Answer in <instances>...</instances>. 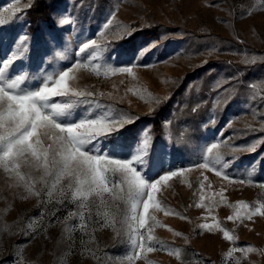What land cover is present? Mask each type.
Instances as JSON below:
<instances>
[{
  "label": "rangeland",
  "instance_id": "1",
  "mask_svg": "<svg viewBox=\"0 0 264 264\" xmlns=\"http://www.w3.org/2000/svg\"><path fill=\"white\" fill-rule=\"evenodd\" d=\"M0 17L6 21L0 57L27 35V56L11 73H34L29 83L75 61L87 63L89 50L79 49L91 39L104 49L101 65L107 57L115 66L135 65V75L74 70L69 82L93 93L75 116L123 113L135 121L114 138L116 146L134 145L149 130L151 175L161 163L163 172L191 169L157 193L162 210L149 209L160 222L152 233L157 250L135 264H264V216L227 219L245 215L236 207L240 201L253 210L264 203V0H0ZM61 19L66 23L57 26ZM127 29L132 36L118 39ZM114 141L105 143L111 148ZM213 143L220 147L212 156L218 152L223 163L216 167L243 183L197 167ZM10 184L0 169V264H127L125 204L114 226H105L95 207L90 217L85 211L81 230L79 216L69 215L80 209L69 198L49 200L46 189L29 196ZM201 196L203 208L197 207ZM204 223H219L236 239L225 240L220 229L201 230Z\"/></svg>",
  "mask_w": 264,
  "mask_h": 264
},
{
  "label": "snow or ice",
  "instance_id": "2",
  "mask_svg": "<svg viewBox=\"0 0 264 264\" xmlns=\"http://www.w3.org/2000/svg\"><path fill=\"white\" fill-rule=\"evenodd\" d=\"M112 19L115 17H111L105 28L111 24ZM5 22L0 17V25ZM64 23L66 21L61 19L57 26ZM133 31L127 29L123 36L117 34V38L131 37ZM100 35L104 36L105 33L102 31ZM47 43L46 40L45 44ZM85 50H89L90 60L87 63L75 61L72 66H66L65 70L54 76H42L34 83H29V78L35 74L29 73L26 77V69L11 73L14 63L27 56L26 34L14 39L9 54L0 57V169H3L11 181L10 187H23L29 196L40 197L41 192L46 189L49 200L55 195L58 199L67 197L76 203L79 213L69 215L79 216L81 222L78 227L81 230L86 228L85 211L90 217L95 207L96 215L104 217L105 226H114L116 217L120 214V203L125 204L121 224L128 232L129 252L126 254V261L127 264H135L138 260L146 259L143 255L145 252L157 250L152 243L156 240L152 233L160 222L155 215L149 214L150 208L162 210L157 193L162 186L169 185L173 178L183 176L191 169L163 172L161 163V171L155 176L151 175L155 163V149L147 129L141 133L134 145L116 146L114 138L135 122L130 116L123 113L75 116L77 107L92 103L90 98L93 93L78 91L70 86L69 82L75 79L72 75L74 70L90 68L100 76L102 69L105 77L110 74L135 75V65L115 66L109 63L111 57L106 58L104 65L96 62L104 52L96 39L84 42L79 52L84 53ZM6 72L9 75L6 76ZM53 98H61L64 102H55ZM109 140L114 141L111 148L105 143ZM219 147V143L211 144L206 149L203 162L197 167L210 169L224 180L243 183V180L234 181L216 167H223L219 153L212 156L213 150ZM233 147L235 150L239 146ZM248 150L254 151L255 147L249 145ZM117 176L119 182L113 179ZM200 187L203 188L204 184L201 183ZM218 195L222 202L225 199L223 193ZM204 199V196L200 197L201 202L197 207H205ZM213 203H216L214 199ZM236 207L247 211L244 216L237 211L235 215L227 217L229 221L243 222L244 219L251 220L256 215L264 216V203L254 210L243 201L238 202ZM165 214L170 213L165 211ZM200 228L209 232L214 228L220 229L225 240L236 239L229 231L220 228L219 223H204ZM254 250L252 247L247 249Z\"/></svg>",
  "mask_w": 264,
  "mask_h": 264
},
{
  "label": "trees",
  "instance_id": "3",
  "mask_svg": "<svg viewBox=\"0 0 264 264\" xmlns=\"http://www.w3.org/2000/svg\"><path fill=\"white\" fill-rule=\"evenodd\" d=\"M43 7L45 8V6H43ZM38 12H39V13H42V14L44 15L43 11H42V12H41V11H38ZM38 12H37V13H38Z\"/></svg>",
  "mask_w": 264,
  "mask_h": 264
}]
</instances>
